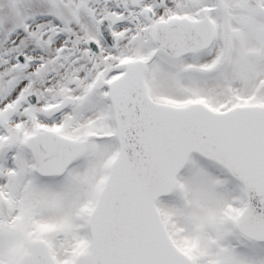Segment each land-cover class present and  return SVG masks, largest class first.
<instances>
[{
    "label": "snow or ice",
    "instance_id": "1",
    "mask_svg": "<svg viewBox=\"0 0 264 264\" xmlns=\"http://www.w3.org/2000/svg\"><path fill=\"white\" fill-rule=\"evenodd\" d=\"M0 264H264V0H0Z\"/></svg>",
    "mask_w": 264,
    "mask_h": 264
}]
</instances>
